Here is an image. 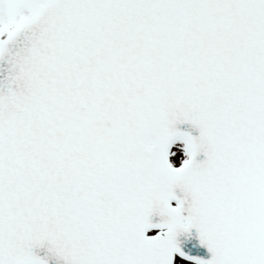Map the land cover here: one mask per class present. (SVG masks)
<instances>
[{"label": "snow or ice", "instance_id": "6c2138e0", "mask_svg": "<svg viewBox=\"0 0 264 264\" xmlns=\"http://www.w3.org/2000/svg\"><path fill=\"white\" fill-rule=\"evenodd\" d=\"M189 262L264 264V0H0V264Z\"/></svg>", "mask_w": 264, "mask_h": 264}]
</instances>
